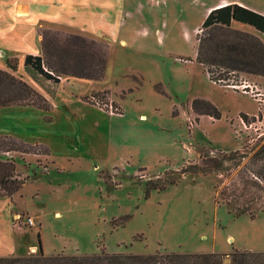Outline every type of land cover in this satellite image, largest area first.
<instances>
[{
    "label": "rangeland",
    "instance_id": "374dc122",
    "mask_svg": "<svg viewBox=\"0 0 264 264\" xmlns=\"http://www.w3.org/2000/svg\"><path fill=\"white\" fill-rule=\"evenodd\" d=\"M127 1L134 7L125 6L118 31L130 30L131 40L147 42L139 47L118 39L101 42L109 62L104 85L111 86L123 72L142 75H131L142 87L122 105L125 91L86 92L67 79L73 77L53 82L27 74L36 91L41 87L51 97L58 92L71 120L42 129L50 135L43 138L49 156L36 154L43 150L36 142L29 148L35 154L0 152V160L13 162L17 180L24 182L12 197L0 198V249L9 245L11 254L36 255L39 235L45 254L264 252V191L258 180L244 175L245 167L264 165V104L210 81L195 61L196 35L206 7L216 0ZM231 26L264 44V35L252 27ZM148 31L152 35L144 38ZM14 63L16 70L8 71L23 79L25 71ZM212 71L217 79L229 73L222 67ZM234 76H245L264 90L258 77ZM131 81L121 80L123 85ZM95 93L121 114L91 101ZM195 99L209 101L220 117L194 113ZM21 110L0 108V136L28 137L20 127ZM240 114L260 121L242 124ZM41 116L51 121L49 114ZM27 126L43 127L40 121ZM59 132L71 144L68 152L54 138ZM234 151L247 157L231 170L202 174L191 168L202 155L221 158ZM246 206L252 215L229 212ZM229 263L225 257L224 264Z\"/></svg>",
    "mask_w": 264,
    "mask_h": 264
},
{
    "label": "trees",
    "instance_id": "16d2710c",
    "mask_svg": "<svg viewBox=\"0 0 264 264\" xmlns=\"http://www.w3.org/2000/svg\"><path fill=\"white\" fill-rule=\"evenodd\" d=\"M233 21L250 25L264 35L263 15L235 4L211 10L201 24L200 34L196 35L195 56V61L202 65L210 81L216 82L217 78L212 71L215 67L225 68L228 72L264 77V44L250 33L233 29L231 26ZM41 46V56L26 55L24 58V71L33 79L39 76L47 81L58 82V77L63 76L100 81L105 75L108 48L101 42L80 35L45 29L41 31ZM13 61L18 62L16 59H9L7 67L16 70L17 63L12 64ZM7 107H34L43 111H49L51 108L49 102L22 78L0 69V108ZM191 109L197 115L209 116L214 120L220 117L215 106L203 99L193 100ZM240 117L247 124L260 121L258 116L240 114ZM31 147V144L13 136H0V152L35 154L29 151ZM36 154L46 156L49 155V150L43 146L42 152ZM257 155L255 153L253 156L255 160ZM240 157L246 158L247 153L234 151L221 158L213 154L202 155L200 164H193L191 168L193 172L202 174L228 171L239 165ZM262 159L264 160V156ZM227 162L231 165L225 168ZM245 168L244 175L246 177L250 175L251 178L258 180L256 184L264 191V186L260 184L264 183V165L258 168ZM182 173H185V170ZM23 184L24 182L17 180L15 176L14 163L0 160V198L12 197ZM250 209L247 206L236 207L230 208L229 212H234L235 215H252L253 211ZM37 242L38 254L0 256V264H224L225 257H229V264H264V252L234 250L223 254L219 252L45 254L39 235Z\"/></svg>",
    "mask_w": 264,
    "mask_h": 264
},
{
    "label": "crops",
    "instance_id": "0c3cea01",
    "mask_svg": "<svg viewBox=\"0 0 264 264\" xmlns=\"http://www.w3.org/2000/svg\"><path fill=\"white\" fill-rule=\"evenodd\" d=\"M128 3L129 1L126 3V0H0V69L8 71L7 60L16 59L19 69L24 71L23 63L26 55L41 56L42 29L80 35L107 44L110 40L118 39L119 43H124L125 46L129 44L128 42L135 43L138 47L143 45L147 40L143 39L141 43L137 40H131L130 30L122 34L118 31L122 15L125 13V6H129L131 9L134 7V3ZM232 4L264 16V0H216L206 7L203 17L205 19L208 13L217 7ZM236 23L239 22L233 21L232 25ZM157 31L158 30H155V33H157ZM150 32H146V35H143V37H148L149 34L152 35ZM108 63L109 62H107V71L109 66ZM107 71H105L104 78L107 75ZM131 75H135L139 78L141 74L136 71L123 72L112 81L111 86L104 85L102 81L104 78L100 81L76 78L67 79L79 87H82L86 92L108 90L110 93L114 94L125 91V97H119L120 104L122 105L127 97L134 94V92H137L142 87L136 79L131 78ZM123 78L130 79L133 83L131 81L130 85H123L121 82ZM23 79L34 88V85H37L29 78L27 73H25ZM29 79L34 85H32ZM256 79L258 82L264 83L263 77H258ZM39 88L40 91L38 90V92L45 97L51 108L49 111H43L34 107H21L23 110L18 112L21 119L20 127L28 137L23 136L19 140L27 144L36 142L35 144L46 147L50 155L51 150L44 144L45 141L43 140L45 136L50 135L47 133L44 134L45 132H43L42 129H46L50 124L53 126L56 123L70 121L71 117L64 113V111L67 110L66 102L62 103L60 101L58 92L55 94V97H51L47 95L46 91H43L41 87ZM65 112L69 111L67 110ZM41 114H49L51 121H42L41 119L44 117L41 116ZM201 116L204 117L205 115ZM138 119L145 120V115H140ZM39 121L42 123L43 127L34 128L27 126L28 123H39ZM7 135L13 136L12 134ZM13 137L16 138V135ZM54 138H56L58 142L60 140L64 142L68 149L67 152L70 150L71 144H68L66 136L59 132ZM71 143L73 142L71 141ZM8 248L9 245L5 251L0 249V256L16 255L11 254Z\"/></svg>",
    "mask_w": 264,
    "mask_h": 264
},
{
    "label": "built area",
    "instance_id": "2783aa9c",
    "mask_svg": "<svg viewBox=\"0 0 264 264\" xmlns=\"http://www.w3.org/2000/svg\"><path fill=\"white\" fill-rule=\"evenodd\" d=\"M235 72H229L225 74L226 78L221 77L216 79V82L226 85V87L233 89V90H240L244 94H248L252 98H254L255 101L259 104V106L264 104V90L260 89L259 86H257L255 83L248 80V78L239 76L238 78H235L234 76ZM222 74V73H221ZM59 80H62L61 77H58ZM89 99L93 101L96 105L102 104L105 107L109 108L110 112H113V110H116L118 114H121V112H118V109L115 107V105H111V102H104L105 99L102 96L99 95H93L90 94ZM240 122L242 124L246 123L243 121V119L240 117ZM252 123V122H251ZM247 124L248 126L251 124ZM30 224L33 225L32 220L30 219Z\"/></svg>",
    "mask_w": 264,
    "mask_h": 264
}]
</instances>
